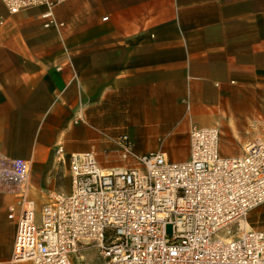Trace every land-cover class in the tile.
<instances>
[{
  "label": "crops",
  "instance_id": "0c3cea01",
  "mask_svg": "<svg viewBox=\"0 0 264 264\" xmlns=\"http://www.w3.org/2000/svg\"><path fill=\"white\" fill-rule=\"evenodd\" d=\"M43 13L9 16L0 2V160L30 164L38 206L69 193L74 154L125 168L112 140L129 126L136 154L172 162L189 158L193 127L218 128L224 157L264 140V0H69L55 10L60 29ZM16 202L0 182V258L32 264L11 262ZM247 226L264 231V205ZM84 260L102 264L93 250Z\"/></svg>",
  "mask_w": 264,
  "mask_h": 264
},
{
  "label": "built area",
  "instance_id": "2783aa9c",
  "mask_svg": "<svg viewBox=\"0 0 264 264\" xmlns=\"http://www.w3.org/2000/svg\"><path fill=\"white\" fill-rule=\"evenodd\" d=\"M68 1L0 0L9 16L43 9L45 29L64 27L55 10ZM220 138L218 128L193 127L189 158L176 163L138 155L128 135L117 136L125 168L103 170L93 152L74 154L69 193L49 192L41 206L30 197V164L0 160V182L17 198L11 262L85 264L93 250L102 264H264V231L247 226L264 205V140L224 157ZM55 156L65 163L61 144Z\"/></svg>",
  "mask_w": 264,
  "mask_h": 264
},
{
  "label": "rangeland",
  "instance_id": "374dc122",
  "mask_svg": "<svg viewBox=\"0 0 264 264\" xmlns=\"http://www.w3.org/2000/svg\"><path fill=\"white\" fill-rule=\"evenodd\" d=\"M124 132H125V135H128L129 136V138L132 140V129H131V126H129V129H124ZM119 135H121V134H119ZM249 137V136H248ZM260 138H257L256 140H259ZM247 141V138H243L242 140H241V142H237V141H235V140H232V141H230L229 142V148H236V147H238V148H240V150L242 149V146H243V144L245 143ZM251 141V140H250ZM253 141H255V140H253ZM249 141H247L246 143H248ZM224 145V142L223 141H221L220 140V150L222 151V146ZM182 159V157H178L177 158V160H181ZM171 161H173V160H171ZM184 161V160H183ZM183 161H175V162H183ZM233 230L235 231V232H237V227H235V226H233Z\"/></svg>",
  "mask_w": 264,
  "mask_h": 264
}]
</instances>
